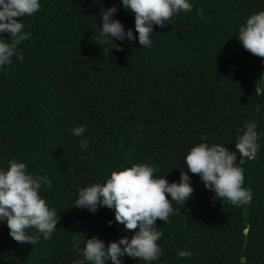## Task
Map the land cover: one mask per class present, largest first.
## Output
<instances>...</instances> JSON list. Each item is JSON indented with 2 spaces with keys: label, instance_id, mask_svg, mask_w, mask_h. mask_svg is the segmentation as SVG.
Wrapping results in <instances>:
<instances>
[{
  "label": "trees",
  "instance_id": "obj_1",
  "mask_svg": "<svg viewBox=\"0 0 264 264\" xmlns=\"http://www.w3.org/2000/svg\"><path fill=\"white\" fill-rule=\"evenodd\" d=\"M39 2L38 12L18 18L31 34L17 46L23 60L14 56L0 68V169L15 158L33 176L46 175L51 187L42 185L40 195L59 220L48 240L28 230L39 235L36 244L16 242L0 221V264H73L84 259L92 236L106 245L131 238L134 231L116 222L114 208L75 207L79 189L133 164H149L156 177L179 182L191 147L218 143L235 151L237 130L248 121L257 125L260 148L243 165L236 154L251 202L222 201L189 171L192 195L182 206L172 202L167 223L156 222L163 233L160 258L121 260L264 264V58L245 50L238 36L246 19L264 10V0H189L192 11L153 25L148 47L139 44L134 13L121 0ZM112 6L113 18L136 36L114 39L122 50L101 34V12ZM80 125L86 150L72 131ZM205 134L209 139L201 141ZM180 250L191 256H178Z\"/></svg>",
  "mask_w": 264,
  "mask_h": 264
},
{
  "label": "clouds",
  "instance_id": "obj_2",
  "mask_svg": "<svg viewBox=\"0 0 264 264\" xmlns=\"http://www.w3.org/2000/svg\"><path fill=\"white\" fill-rule=\"evenodd\" d=\"M121 3L134 13L139 44L145 47L151 46L153 25L163 27L174 14L190 12L193 8L189 0H121ZM39 10V0H0V68L10 65L14 56L23 60V53L17 46L31 34L24 31L25 25L18 18L32 16ZM116 11L115 6L102 10L100 28L102 36L110 38L112 47L122 50L121 45L114 44V39L135 40L136 36L132 29L125 31L123 24L113 18ZM196 12L203 18L202 9L198 8ZM4 33L10 40L3 39ZM238 36L245 50L264 58V10L250 15L240 26ZM256 129V123L248 121L237 130L235 151L218 143L201 142L191 147L184 158L188 171H181L179 182L169 183L165 176L156 177L154 173L158 169L149 164H133L113 170L103 184L94 183L79 189L75 207L87 208L91 212L100 206L114 208L116 222L123 224L126 230L134 231V235L121 237L107 245L92 236L86 239L82 251L84 259L73 264H85V261L123 264L121 257L125 255L147 262L158 260L162 249L157 242L163 233L158 230L156 222L159 219L167 223L169 216L174 214L172 202L182 206L192 195L194 189L189 171L199 175L205 187L214 191L215 197L222 201L227 200L235 206L249 204L252 190L244 187V169L237 165L236 153L240 154L239 165H243L246 159H255L260 148ZM72 131L81 137V150H86L89 141L84 137L85 126L74 127ZM208 139L207 134L200 137L201 141ZM51 183L46 175L33 176L27 171L26 163L15 158L8 162L7 169H0V221L7 222L9 235L16 242L38 243L39 235L30 234L29 229L35 228L45 240L50 239L56 230L59 216L55 209L48 207L39 191L42 185L50 188ZM73 241V246L79 248L80 241L75 236ZM178 256L190 257L191 252L180 250Z\"/></svg>",
  "mask_w": 264,
  "mask_h": 264
}]
</instances>
